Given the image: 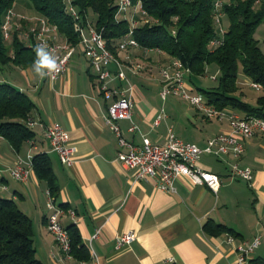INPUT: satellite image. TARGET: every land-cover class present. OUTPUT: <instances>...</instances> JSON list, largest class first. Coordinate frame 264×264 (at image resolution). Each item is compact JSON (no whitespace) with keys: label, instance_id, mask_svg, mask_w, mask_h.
Returning a JSON list of instances; mask_svg holds the SVG:
<instances>
[{"label":"crops","instance_id":"obj_1","mask_svg":"<svg viewBox=\"0 0 264 264\" xmlns=\"http://www.w3.org/2000/svg\"><path fill=\"white\" fill-rule=\"evenodd\" d=\"M34 13L20 15L39 16ZM116 55L120 59L130 57L122 62L126 81L117 80L114 84L131 88L134 104L131 121H118L122 135L134 144H139L142 136L161 144L168 130L180 138L166 114L154 124L163 109L156 100H160L159 69L171 57L162 51L145 52L141 48L117 51ZM129 62H139L144 68L134 72ZM2 67L6 69L0 73V81L15 85L30 98L34 104L30 118L37 124L32 128L36 150L28 141L15 151L0 137V183L5 186L0 196L13 199L32 221L36 256L43 264H76L79 260L63 253L46 228L50 214L47 184L34 171L24 183L9 174L18 157L42 152L50 158L57 180L58 194L54 198L63 209L59 223L63 228L77 226L82 243L89 252L90 248L93 250L99 264H164L168 257L179 264H235L237 245L256 236L260 243L247 264H258L264 259V133L245 140L239 161L253 171L251 186L229 175L232 157L219 159L203 154L199 164L220 179L216 192L184 176L176 179L175 193L161 191L150 179L134 181L133 170L117 160L121 148L105 123L110 100L98 93L94 71L81 43L74 45L67 70L54 81L40 77L33 64L25 68L11 64ZM110 68L115 71L114 65ZM189 79L188 73L186 85L193 91ZM223 110L241 116L235 110ZM55 121L68 133L74 147L75 161L71 166L62 165L43 139L44 127ZM131 122L138 127L134 131H129ZM190 126L196 132L184 141L203 147L207 139L228 128V120L208 119L201 112L192 117ZM68 210L74 212L73 217ZM207 221L224 225L231 232L206 233L203 226ZM97 230L98 237L89 242ZM128 232L134 233V240L116 249L115 237ZM229 235L231 242L226 240ZM81 261L93 264L91 256Z\"/></svg>","mask_w":264,"mask_h":264},{"label":"trees","instance_id":"obj_2","mask_svg":"<svg viewBox=\"0 0 264 264\" xmlns=\"http://www.w3.org/2000/svg\"><path fill=\"white\" fill-rule=\"evenodd\" d=\"M16 0H0V67L14 65L25 68L37 58L34 48L25 46L17 36L11 45L2 40L1 24L5 12ZM40 16L56 26L59 33L72 44L78 42L74 21L66 13L67 0H29ZM80 16L83 25L90 19L102 31L106 46L116 54L118 43L128 33L127 20H115L116 0H69ZM134 3L137 0H132ZM148 21L133 29L132 36L141 49H158L176 58L191 76H203L206 66L218 67V87L204 91L207 103L217 109H232L245 116L264 118V53L254 33L264 20V1L254 5L253 0H235L220 9L221 20L226 18L221 44L210 48L217 37L213 21L214 0H139ZM239 70L251 82L261 86L262 94L255 104L235 95ZM194 90V89H193ZM34 109L30 98L8 82L0 81V137L18 151L24 142L32 140L34 133L26 121ZM33 171L43 180L52 196H57L58 185L50 158L44 152L32 158ZM203 229L209 234L231 232L224 225L207 221ZM69 237L70 255L88 260L89 249L82 243L75 224L65 228ZM0 264H43L36 256L33 244V226L11 198L0 196ZM258 264H264L261 259Z\"/></svg>","mask_w":264,"mask_h":264},{"label":"built area","instance_id":"obj_3","mask_svg":"<svg viewBox=\"0 0 264 264\" xmlns=\"http://www.w3.org/2000/svg\"><path fill=\"white\" fill-rule=\"evenodd\" d=\"M233 0H214L213 2V21L218 36L213 38L209 45L215 47L222 42L224 28L221 20L220 9L226 3ZM264 0H253L254 5H259ZM117 11L114 15L116 21L127 20L130 23L128 33L118 43L117 51H124L130 48H140L135 38L132 36L133 29L136 27V21L132 19L133 15L127 17L126 11L133 9L146 16L141 2L137 0H116ZM66 13L74 21V29L78 33V42L83 45L84 54L89 61L90 68L94 71L97 81V90L105 100H110L107 106L105 123L114 133L117 143L121 150L117 152V160L126 167L133 170L134 181L141 179H150L155 188L175 193V181L178 177H187L192 183L206 185L212 191L216 192L220 185L218 175L203 168L199 164L201 155L208 154L216 158L232 157L230 163L229 175L234 179L245 181L249 186L252 184L253 171L250 167L239 163L245 151V140L251 138L256 133H264V118L257 116L241 117L234 113H226L223 109H217L207 103L206 99L199 95L190 94L186 85V75L188 69L176 58H171L169 62L159 69L160 89L159 96L165 101L167 96H177L189 102L200 110L208 119L221 121L224 117L228 120V128L209 139L203 147L184 141L177 137L171 130H168L165 141L161 144L153 143L147 137L142 136L139 144H134L127 140L118 125L120 120H130L132 115L133 101L131 97V88L123 89L120 85H115V81H126L125 72L122 69V62L129 61L130 57L125 56L120 59L106 46L102 31H98L91 23L83 25L80 16L71 3L65 5ZM123 17H120L122 16ZM148 20L143 19V23ZM84 28L87 29V37L84 35ZM21 31L19 40L29 48L45 44L51 56L58 64V70L50 72L45 78L54 81L59 78L66 70L68 63L74 52L72 45L66 37L61 35L56 26L43 16L27 17L16 15L12 9H8L2 19L1 35L4 43H11L15 34ZM26 41V42H25ZM145 52L160 51L158 49H143ZM115 66L112 71L110 66ZM134 72L142 70L141 63L129 62L128 64ZM46 71V70H45ZM250 87L259 90L261 86L251 82ZM162 109L157 116L154 124L165 117ZM30 129L37 124L32 118L26 122ZM138 127L131 122L129 131H134ZM43 139L47 141L49 150L55 152L60 163L64 166H71L74 161V147L70 145L68 133L58 122H51L43 129ZM31 149L36 150L33 140L29 141ZM33 153H29L25 158L18 157L15 164L9 169L10 176L17 182L24 183L28 175L33 171L32 165ZM0 170V175H1ZM5 186L0 183V192ZM47 207L50 214L46 218V228L52 234L56 244L61 251L70 255L69 237L65 228L58 221V217L63 213V209L56 203L54 196L47 192ZM67 213L73 217L74 212L68 210ZM97 230L89 239L98 237ZM135 235L132 232L120 234L115 237V248L119 249L134 240ZM227 242L232 241V236H227ZM260 237L256 236L251 241L242 242L235 248L237 258L235 264H247L251 259L252 253L259 246ZM90 244V243H89ZM90 256L93 264H99L96 260L93 250L90 248ZM76 264H85L84 261H78ZM164 264H179L174 258L168 257Z\"/></svg>","mask_w":264,"mask_h":264},{"label":"rangeland","instance_id":"obj_4","mask_svg":"<svg viewBox=\"0 0 264 264\" xmlns=\"http://www.w3.org/2000/svg\"><path fill=\"white\" fill-rule=\"evenodd\" d=\"M67 3H70V1L67 0ZM11 9L12 12L16 15L17 14L20 15L23 13H28L30 14V16L35 15L34 13L35 10L29 0H16ZM126 12H127L126 13L127 17L133 15L132 19H134V21H137L136 26L143 24L142 22L143 19L149 20L148 17L143 15L141 12L133 9V7L129 8ZM89 16H90V22L89 20H87V23H91L92 21L94 22L95 16L93 14ZM120 17H123V15ZM222 25L224 29H226L228 26V21L224 17L222 18ZM85 30L86 29H84V33H86ZM20 34L21 31L19 33L17 32L15 36H17L18 39H20L19 38ZM254 37L258 40L260 49L264 53V20L257 27L254 33ZM11 43H7V44L11 45ZM0 68H1L0 73L4 72L6 69V67H2V66ZM217 69H218L217 65L215 63H211L208 66H206L205 74L203 76L192 75L191 86H193L194 90L190 91V94L192 95L200 94L203 97V99H206V95L204 94V91H208L218 87V80L216 79V76L218 74ZM250 83L251 81L247 79L239 70L238 78H237V90L235 92V95L241 97L244 101L250 104H255L257 98L261 96L262 91L251 88L249 85ZM156 100H157V104L160 105V108L164 109L165 114L168 116L167 120L175 125V132H177L178 135H180V139L188 140L189 139L188 136L196 132V130L190 126L191 119L195 115L198 116L201 115V111L197 110L195 106L189 104L188 101L177 96L169 95L167 96L165 101L161 100V98L160 100L156 98ZM197 128L199 129L200 127Z\"/></svg>","mask_w":264,"mask_h":264},{"label":"clouds","instance_id":"obj_5","mask_svg":"<svg viewBox=\"0 0 264 264\" xmlns=\"http://www.w3.org/2000/svg\"><path fill=\"white\" fill-rule=\"evenodd\" d=\"M35 52L37 58L33 61V68L40 77L43 78L50 72L58 70V64L47 50V46L45 44L37 45L35 47Z\"/></svg>","mask_w":264,"mask_h":264}]
</instances>
